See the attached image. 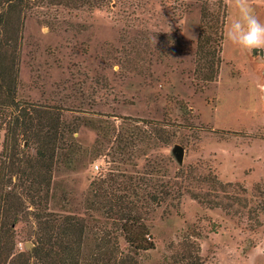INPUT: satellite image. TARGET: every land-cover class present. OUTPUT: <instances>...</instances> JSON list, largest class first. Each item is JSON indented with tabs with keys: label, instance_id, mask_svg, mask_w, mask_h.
I'll return each mask as SVG.
<instances>
[{
	"label": "rangeland",
	"instance_id": "obj_1",
	"mask_svg": "<svg viewBox=\"0 0 264 264\" xmlns=\"http://www.w3.org/2000/svg\"><path fill=\"white\" fill-rule=\"evenodd\" d=\"M226 7L217 79L200 90L192 78L197 4L179 16L166 0H125L98 9L55 7L43 17L24 19L17 99L73 107L91 98L94 111L163 121L170 141L152 143L134 166L118 164V169L134 174L161 158L170 177L186 166L193 176L209 168L230 185L218 193L225 210L182 193L178 201L148 211L153 249L132 254L121 237L117 240L138 264H245L264 243V86L257 85L264 53L225 38L233 15ZM74 138L89 147L95 132L80 127ZM174 144L182 146L181 163ZM112 166L100 156L75 170L53 171L48 210L85 216L89 181ZM15 231L22 248L29 242L25 227L18 224ZM257 264H264V257Z\"/></svg>",
	"mask_w": 264,
	"mask_h": 264
},
{
	"label": "trees",
	"instance_id": "obj_2",
	"mask_svg": "<svg viewBox=\"0 0 264 264\" xmlns=\"http://www.w3.org/2000/svg\"><path fill=\"white\" fill-rule=\"evenodd\" d=\"M123 1L0 0V264H138L133 255L119 249L117 240L121 237L132 254L153 249L145 224L153 207L178 201L186 193L207 207L226 208L218 193L230 185L222 184L209 168L204 175L193 176V168L186 166L170 177L158 158L134 174L118 169V164L134 166L152 143L167 144L172 136L167 123L94 111L91 98L79 99L73 107L16 98L27 16L43 17L55 7L98 9ZM166 1L177 16L198 5L192 78L195 90H200L217 79L226 2ZM80 127L95 132L89 147L74 138ZM100 156L108 158L114 169L89 181L83 197L85 216L49 211L53 171L75 170ZM18 224L25 227L30 249L16 245Z\"/></svg>",
	"mask_w": 264,
	"mask_h": 264
},
{
	"label": "clouds",
	"instance_id": "obj_3",
	"mask_svg": "<svg viewBox=\"0 0 264 264\" xmlns=\"http://www.w3.org/2000/svg\"><path fill=\"white\" fill-rule=\"evenodd\" d=\"M233 15L224 32L225 38L241 49L253 52L264 51V22L256 14L257 6L264 0H226ZM264 257V243L258 244L248 256L245 264H257Z\"/></svg>",
	"mask_w": 264,
	"mask_h": 264
},
{
	"label": "crops",
	"instance_id": "obj_4",
	"mask_svg": "<svg viewBox=\"0 0 264 264\" xmlns=\"http://www.w3.org/2000/svg\"><path fill=\"white\" fill-rule=\"evenodd\" d=\"M256 14L257 16L264 21V6H257L256 7ZM256 51V50H255ZM264 51L260 52V54H263ZM258 87L264 86V70L261 71V75L258 76Z\"/></svg>",
	"mask_w": 264,
	"mask_h": 264
},
{
	"label": "water",
	"instance_id": "obj_5",
	"mask_svg": "<svg viewBox=\"0 0 264 264\" xmlns=\"http://www.w3.org/2000/svg\"><path fill=\"white\" fill-rule=\"evenodd\" d=\"M253 52H255V50H253ZM263 96H264V92H263ZM173 151H174V153L176 155L177 162L178 163H181V161H182V155H183L182 146H180L179 144H174ZM31 246H32V244L30 242H25L24 243V247L26 249H30Z\"/></svg>",
	"mask_w": 264,
	"mask_h": 264
}]
</instances>
